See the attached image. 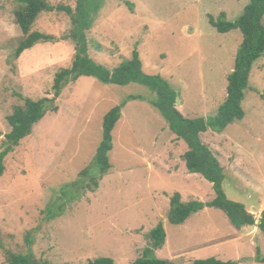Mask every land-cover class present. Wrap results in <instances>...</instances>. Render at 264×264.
Segmentation results:
<instances>
[{"label":"rangeland","instance_id":"obj_1","mask_svg":"<svg viewBox=\"0 0 264 264\" xmlns=\"http://www.w3.org/2000/svg\"><path fill=\"white\" fill-rule=\"evenodd\" d=\"M100 8L88 32L89 54L109 68L140 51L143 69L161 74L178 92L177 108L186 117H211L226 98L242 33L219 32L210 19L235 21L251 0H98ZM76 6L77 0H49ZM15 0H0V150L10 131L7 117L22 98L49 97L45 116L5 158L0 177V264L7 250L33 252L54 264H90L106 256L133 264L151 244L159 223L166 243L158 258L175 264L215 257L239 264H264V233L257 225L234 226L227 214L206 207L183 224L168 219L170 200L207 202L212 183L187 169V143L155 106L157 95L141 83L118 85L81 76L60 96L54 78L70 67L75 44L70 39L39 43L15 61L21 30ZM70 18L42 13L33 30L66 35ZM264 57L254 65L241 121L201 134L225 173L223 189L246 205L256 219L264 209ZM22 96V97H21ZM126 101L113 131L112 167L90 188L82 173L99 175L95 155L104 115ZM86 178V179H85ZM85 179V180H84ZM238 238V239H236ZM32 241V242H31Z\"/></svg>","mask_w":264,"mask_h":264},{"label":"trees","instance_id":"obj_2","mask_svg":"<svg viewBox=\"0 0 264 264\" xmlns=\"http://www.w3.org/2000/svg\"><path fill=\"white\" fill-rule=\"evenodd\" d=\"M16 23L21 30V37L17 48L12 54V60H17L23 52L39 43L58 42L70 39L75 44L74 60L70 67L62 68L56 73L53 84L55 97L61 95L64 87L77 81L81 76L97 78L102 83L126 85L132 82L141 83L149 87L156 95L155 106L169 123L170 129L183 139L188 149L183 154L187 169L191 173H199L208 179L214 188L215 197L207 202L200 200L183 201L180 192H175L170 200L168 219L172 224H183L192 214L206 207H215L224 211L231 223L241 229L244 226L257 225L258 231L264 233V209L260 218L248 212L246 205L232 200L223 189L225 180L224 169L220 161L201 139V134L209 128L217 132L225 130L230 124L241 121L246 115L243 101L255 63L264 57V0H251L243 13L235 21L223 18L210 19L213 26L222 33L239 29L242 41L235 57L233 70L228 74L226 98L217 112L211 117H186L178 108V92L161 74H149L143 69L140 51L135 48L130 58H124L114 68H109L96 62L89 54L90 41L88 32L93 26L100 4L98 0H77L76 6L66 4L53 5L49 0H15ZM62 12L70 18L71 27L63 37L33 30L38 17L44 12ZM22 97V96H21ZM264 98V93L261 94ZM24 104L14 107L7 117L10 131L5 136V147L0 150V177L5 170V158L8 153L29 136L33 127L47 112L49 97L38 100L22 98ZM126 101L112 107L103 117L102 138L95 155V163L99 168V175H88L89 167L82 173L89 180L90 188L98 187L99 179L112 167L110 152L113 150V131L122 117V109ZM85 178V179H86ZM84 179V180H85ZM151 244L146 246L143 254L133 264H175L171 259L158 258L155 250L161 249L166 243V231L159 223L150 232ZM32 242V241H31ZM8 264H54L48 260L38 258L29 251L6 252ZM256 260L264 263V255L257 249ZM90 264H116L111 257L101 256L89 261ZM240 261H223L215 257L197 259L189 264H239Z\"/></svg>","mask_w":264,"mask_h":264},{"label":"crops","instance_id":"obj_3","mask_svg":"<svg viewBox=\"0 0 264 264\" xmlns=\"http://www.w3.org/2000/svg\"><path fill=\"white\" fill-rule=\"evenodd\" d=\"M257 228V227H256ZM236 239H238V238H236Z\"/></svg>","mask_w":264,"mask_h":264}]
</instances>
